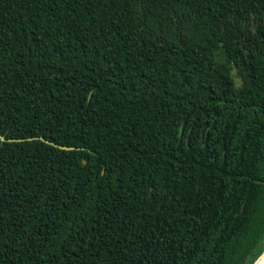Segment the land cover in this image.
<instances>
[{"label": "trees", "instance_id": "16d2710c", "mask_svg": "<svg viewBox=\"0 0 264 264\" xmlns=\"http://www.w3.org/2000/svg\"><path fill=\"white\" fill-rule=\"evenodd\" d=\"M0 134V264H256L264 0H0Z\"/></svg>", "mask_w": 264, "mask_h": 264}, {"label": "water", "instance_id": "95a60500", "mask_svg": "<svg viewBox=\"0 0 264 264\" xmlns=\"http://www.w3.org/2000/svg\"><path fill=\"white\" fill-rule=\"evenodd\" d=\"M207 129V124H205L203 130H202V135H201V138H202V142H203V138H204V133ZM0 140L2 142H22V141H33V140H40L46 144H49L55 148H58L60 150H64V151H71V150H77L79 148H76V147H69V146H63V145H59V144H56L54 142H51L49 140H45L44 138L42 137H31V138H25V139H6L3 135L0 134Z\"/></svg>", "mask_w": 264, "mask_h": 264}, {"label": "bare ground", "instance_id": "6f19581e", "mask_svg": "<svg viewBox=\"0 0 264 264\" xmlns=\"http://www.w3.org/2000/svg\"><path fill=\"white\" fill-rule=\"evenodd\" d=\"M256 264H264V254L258 259Z\"/></svg>", "mask_w": 264, "mask_h": 264}]
</instances>
